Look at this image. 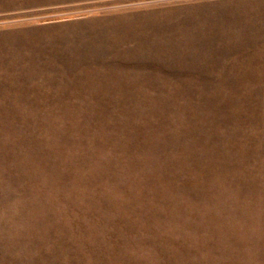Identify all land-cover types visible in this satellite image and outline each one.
Here are the masks:
<instances>
[{
	"label": "rangeland",
	"instance_id": "rangeland-1",
	"mask_svg": "<svg viewBox=\"0 0 264 264\" xmlns=\"http://www.w3.org/2000/svg\"><path fill=\"white\" fill-rule=\"evenodd\" d=\"M212 263L264 264V0H0V264Z\"/></svg>",
	"mask_w": 264,
	"mask_h": 264
},
{
	"label": "bare ground",
	"instance_id": "bare-ground-1",
	"mask_svg": "<svg viewBox=\"0 0 264 264\" xmlns=\"http://www.w3.org/2000/svg\"><path fill=\"white\" fill-rule=\"evenodd\" d=\"M139 78V77H138ZM131 84V83H130ZM138 89V88H137ZM186 131V130H185ZM163 162V161H162ZM168 162V161H167ZM174 167V166H173ZM237 173V172H236ZM151 177V176H150ZM146 184V183H145ZM105 196V195H104ZM36 212V211H35ZM112 239V237H111ZM62 240V239H61ZM173 241V240H172ZM41 244V243H40ZM57 249V248H56ZM58 251V250H57ZM168 254V253H167ZM77 262V261H76ZM79 262V261H78ZM213 264V263H212Z\"/></svg>",
	"mask_w": 264,
	"mask_h": 264
}]
</instances>
